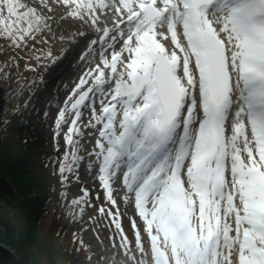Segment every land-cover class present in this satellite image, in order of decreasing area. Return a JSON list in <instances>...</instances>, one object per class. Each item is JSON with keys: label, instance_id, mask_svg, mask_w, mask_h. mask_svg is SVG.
I'll use <instances>...</instances> for the list:
<instances>
[{"label": "snow or ice", "instance_id": "snow-or-ice-1", "mask_svg": "<svg viewBox=\"0 0 264 264\" xmlns=\"http://www.w3.org/2000/svg\"><path fill=\"white\" fill-rule=\"evenodd\" d=\"M64 3L75 4L70 15L84 19L87 10L93 23L99 19L96 4ZM111 6L119 17L111 40H123L111 62L103 60L114 87L104 90L109 81L97 65V87L81 89L72 104L77 118L78 106L93 105L91 126L99 125L100 136L94 155L107 199L115 205L110 183L122 176L154 264H264V0H113ZM99 7L109 5L101 0ZM42 20L21 0H0V34L17 46ZM75 162L73 153L61 174ZM136 239L143 253L139 231ZM127 245L122 236L126 252Z\"/></svg>", "mask_w": 264, "mask_h": 264}, {"label": "trees", "instance_id": "trees-1", "mask_svg": "<svg viewBox=\"0 0 264 264\" xmlns=\"http://www.w3.org/2000/svg\"><path fill=\"white\" fill-rule=\"evenodd\" d=\"M24 1L43 20L40 30L26 35L18 46L0 34V87L5 92L0 198L14 210V219L0 214V242L14 247L25 264H69L74 254L90 260L77 235L84 225L80 204L68 202L58 191L69 172L61 174L58 157H47L40 132L57 121L61 109L68 111L70 125L77 120L67 103L68 87L88 63V50L104 38H96L97 29L76 16L71 15L77 21H65L68 15H50L37 0ZM74 8L75 4L70 11Z\"/></svg>", "mask_w": 264, "mask_h": 264}, {"label": "rangeland", "instance_id": "rangeland-1", "mask_svg": "<svg viewBox=\"0 0 264 264\" xmlns=\"http://www.w3.org/2000/svg\"><path fill=\"white\" fill-rule=\"evenodd\" d=\"M37 1L50 15H68L65 21H77L78 19V21H82V24L88 23L89 27L97 29L96 38L103 37L105 39L99 43H94L88 50L90 52L88 63L83 65L68 87L70 89V92L67 94V98L69 97L67 99L68 105L72 107L75 100L79 98L81 89L87 91L89 88L97 87L95 82V77L99 75V72L96 71L97 65L105 70L104 79L109 81L103 85L104 90L107 92L110 88L114 87V81L110 79L112 76L111 71L105 68L103 64L104 59L111 62L113 53L120 52L123 47V40L119 36H117L115 41L111 40V36L115 34L114 27L116 21L119 18L115 13L114 7L111 6L113 0H103V3L109 5V7L104 9L99 7L101 0H76V3L91 2L97 5L96 14L99 16V19L96 23H93L89 15L86 14L87 10H84V19H80L78 16H76L77 19H73V16L69 14L73 3L65 4L64 0ZM21 2L24 3L25 1L21 0ZM115 2L118 4V0H115ZM105 29L109 30L108 37L102 35ZM124 30L127 33V28ZM106 43L109 44L107 45ZM165 43L167 44V42ZM123 57L125 58V62H127L128 53L124 52ZM117 68L121 70L119 64ZM81 80H85L86 83L81 85ZM93 95L95 93H89V99ZM108 99H110V96ZM108 99L105 100V103L108 102ZM94 107L96 114L100 115L101 104L99 103V97H97ZM61 111L65 114L64 119L60 120L61 112H59L56 116V122H48L49 126L43 128L40 132L42 134L40 143L43 144V148L49 159L50 157H58L61 163L68 165L72 163L73 153H75L76 157L75 165L72 166L71 172L68 171V179L59 185L58 191L66 194L68 202L78 201L80 204V217L82 225H84L77 235H79L78 237L88 249L90 260L77 257L74 254L70 258L69 264H139L142 258L146 264H154L151 254V241L145 231V223L135 207L134 193H129L125 188L122 176L120 179L113 177L110 183L112 199L116 201L115 205L107 199V192L100 180L99 164L96 166L98 161L94 155L98 151L96 142L100 139V136L97 131L99 125H97V128L91 126L95 123L93 120V105L86 103L85 105L78 106L80 116L77 118L75 125L73 123L69 124L68 111L66 109H61ZM73 128L75 130L70 132L69 130ZM68 136H71L72 144L68 143L66 139ZM96 167L98 168L97 171L95 170ZM82 198L88 200L90 205H84V199ZM101 208L104 209L103 213L100 212ZM109 210L113 213L112 216L108 215ZM114 218L123 229V234L120 233L116 227V223L113 222ZM133 222H135V228L133 227ZM137 231L140 233V241L144 249L143 253L137 248ZM122 236H126L128 240L127 247L129 251L127 252L124 247H121ZM0 244L15 255L14 247L7 246L1 242ZM17 260L19 264H25L22 259L17 258Z\"/></svg>", "mask_w": 264, "mask_h": 264}, {"label": "water", "instance_id": "water-1", "mask_svg": "<svg viewBox=\"0 0 264 264\" xmlns=\"http://www.w3.org/2000/svg\"><path fill=\"white\" fill-rule=\"evenodd\" d=\"M4 90L0 87V114L4 106ZM0 264H19L16 256L6 247L0 244Z\"/></svg>", "mask_w": 264, "mask_h": 264}, {"label": "built area", "instance_id": "built-area-1", "mask_svg": "<svg viewBox=\"0 0 264 264\" xmlns=\"http://www.w3.org/2000/svg\"><path fill=\"white\" fill-rule=\"evenodd\" d=\"M0 214H2L6 219L9 218H13L14 215V210L12 208V206L5 202L4 200H2L0 198Z\"/></svg>", "mask_w": 264, "mask_h": 264}, {"label": "bare ground", "instance_id": "bare-ground-1", "mask_svg": "<svg viewBox=\"0 0 264 264\" xmlns=\"http://www.w3.org/2000/svg\"><path fill=\"white\" fill-rule=\"evenodd\" d=\"M96 166H98V163L96 164ZM97 169H98V168L96 167L95 170L97 171Z\"/></svg>", "mask_w": 264, "mask_h": 264}]
</instances>
